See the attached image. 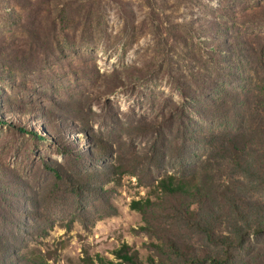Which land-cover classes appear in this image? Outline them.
<instances>
[{"label": "rangeland", "instance_id": "rangeland-1", "mask_svg": "<svg viewBox=\"0 0 264 264\" xmlns=\"http://www.w3.org/2000/svg\"><path fill=\"white\" fill-rule=\"evenodd\" d=\"M208 21L243 46L264 40V0H0V264L115 260L124 242L158 261L169 239L215 254L159 210L155 192L180 172L235 189L228 166L203 168L199 134L218 121L183 83L199 65L183 53L217 43ZM246 196L264 202V189ZM146 198L156 201L147 214L130 208ZM236 258L264 264V233Z\"/></svg>", "mask_w": 264, "mask_h": 264}, {"label": "trees", "instance_id": "trees-1", "mask_svg": "<svg viewBox=\"0 0 264 264\" xmlns=\"http://www.w3.org/2000/svg\"><path fill=\"white\" fill-rule=\"evenodd\" d=\"M208 22L214 25L217 43L197 55L183 50L186 57L199 62L196 70L187 66L183 83L184 88H196L194 96L201 102L202 98L206 100L207 112L218 121V127L199 134L208 151L203 168L228 166L235 189H211L207 179L180 172L165 173L157 180L155 192L158 203L163 204V210L161 206L159 210L168 219L202 234L218 249L214 255L196 253L169 239L160 248L165 257L156 261L152 256L142 259L135 248L124 242L112 251L115 260L97 254L86 258L87 264H231L250 233H264V202L246 196L247 192L264 189V40L256 35L241 41L243 46L236 37H223L228 34V26ZM206 56L208 59H204ZM250 71L261 74L260 84L240 90L226 87L231 80L248 82ZM206 83L210 90H206ZM179 89L185 92L182 83ZM155 202L150 198L133 200L130 208L145 215Z\"/></svg>", "mask_w": 264, "mask_h": 264}]
</instances>
